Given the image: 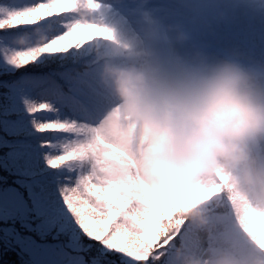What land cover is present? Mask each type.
<instances>
[{
    "label": "clouds",
    "instance_id": "clouds-1",
    "mask_svg": "<svg viewBox=\"0 0 264 264\" xmlns=\"http://www.w3.org/2000/svg\"><path fill=\"white\" fill-rule=\"evenodd\" d=\"M179 2L184 14L165 6L136 12L118 43L96 49L95 76L111 103L81 140L91 143L93 161H103V170L93 163L98 178L132 174L133 192L191 205L184 214L190 240L158 259L264 264V59L214 52L196 39L202 18L208 31L224 18L219 0ZM50 45L37 27L0 54L7 60ZM217 177L229 204L222 220L213 218L220 200L208 203L219 185L203 188ZM249 207L257 211L245 215Z\"/></svg>",
    "mask_w": 264,
    "mask_h": 264
},
{
    "label": "snow or ice",
    "instance_id": "snow-or-ice-1",
    "mask_svg": "<svg viewBox=\"0 0 264 264\" xmlns=\"http://www.w3.org/2000/svg\"><path fill=\"white\" fill-rule=\"evenodd\" d=\"M159 6L178 15L185 12L179 0H0V41L13 45L17 30L31 33L37 27L52 38L47 51L14 55L5 61L16 67L56 65L22 92V106L0 102V127L8 134L0 137L4 149L0 165L27 174L37 196L46 195L53 183L59 184L63 203L83 232L102 245L93 264H166V257L157 258L159 253L191 238L184 215L190 204L171 196L149 198L133 192L132 174L112 170L98 178L93 163L103 170V161H93L91 143L81 140L111 103L95 76L96 49L118 43L120 31L136 12ZM66 38L67 43L57 46ZM14 113L26 115L31 127L18 126ZM36 134L43 135L33 143L30 137ZM65 166L69 175L53 171ZM215 185H219L218 194L211 195L208 203L220 200L213 218L222 220L229 207L223 183L217 177L203 188ZM256 211L249 207L245 215ZM97 215L102 218L89 221ZM245 227H255L254 218Z\"/></svg>",
    "mask_w": 264,
    "mask_h": 264
},
{
    "label": "rangeland",
    "instance_id": "rangeland-1",
    "mask_svg": "<svg viewBox=\"0 0 264 264\" xmlns=\"http://www.w3.org/2000/svg\"><path fill=\"white\" fill-rule=\"evenodd\" d=\"M219 3L223 5L224 18L212 20L211 31L205 27L202 18L196 23V39L214 52H240L251 58L264 59V0H219ZM17 31L22 33L25 29ZM64 43H67V38L58 42L57 46ZM5 45L8 44L0 41V46ZM51 66L35 68L33 73L30 72L32 70L23 71L24 67L7 63L3 54H0V88L7 92L4 94L5 100L0 102L9 101L22 106L24 98L22 92H25L37 79L52 72L55 68ZM10 73L17 75L14 77ZM31 95L34 96L35 93ZM12 118L18 126L22 124L27 128L31 127L26 115L14 113ZM7 135L0 127V137ZM41 135L43 134H36L30 138L36 143ZM3 151L4 149L0 147V154ZM53 171H57L58 175L61 172L65 175L70 174L67 166ZM8 172L10 176L15 175L8 178L12 180L11 184L4 187L0 185V241L10 245L4 237L5 235L12 237L26 252V262L30 264H93L95 254L102 245L98 242L94 250L91 248V244L88 243L91 238L83 232L74 214L64 205L59 193V184L53 183L46 195L37 196L27 174L10 169ZM0 179L4 177L0 176ZM72 180L74 181V176ZM77 206H79L78 202ZM93 218L102 217L97 215L88 219L91 221ZM64 224L66 236L61 239L58 234L51 232V228L56 225L54 231H57L65 227ZM85 250L91 254L87 255Z\"/></svg>",
    "mask_w": 264,
    "mask_h": 264
},
{
    "label": "trees",
    "instance_id": "trees-1",
    "mask_svg": "<svg viewBox=\"0 0 264 264\" xmlns=\"http://www.w3.org/2000/svg\"><path fill=\"white\" fill-rule=\"evenodd\" d=\"M45 64L46 65H52L51 66L52 68L56 67L55 64L40 63V64H30V65L24 66V68H22V69H23V71L32 70L30 72L33 73L34 72L33 70L35 68L46 67ZM39 65H41V66H39ZM37 66H39V67H37ZM10 74H13L12 76H14V77H15V75H17L16 73L15 74L10 73ZM5 93H7V92H5V90H2L0 88V101L5 100V98H6V96L4 95ZM8 171H9V169L7 167L0 166V176L4 177V179H0V185L3 187L11 184L12 180H10L8 178H11L12 176L15 175V174H11V176H10ZM56 222H55V224H56ZM55 227H56V225H54L51 228V232L58 234V237L59 238L61 237V239L64 238L66 236V225H65V227H63L62 229L57 230V231H54ZM5 236L6 237L3 236L4 239H6L7 243L10 245H7V244L0 241V264H30V263L26 262L25 256H27V254L25 251L22 250V247L12 237H8L7 235H5ZM83 239H86V237L85 238L83 237ZM64 240L67 242H71V243L73 242V241H69L66 239H64ZM88 243L91 244V248L93 250L98 245V242L95 241L94 239H90L88 241ZM85 252L87 255L91 254V253L87 252L86 250H85Z\"/></svg>",
    "mask_w": 264,
    "mask_h": 264
}]
</instances>
